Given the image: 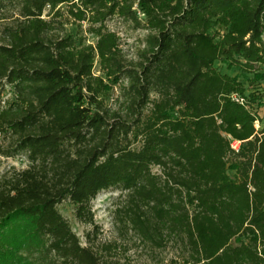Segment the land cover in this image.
<instances>
[{
	"label": "trees",
	"instance_id": "obj_1",
	"mask_svg": "<svg viewBox=\"0 0 264 264\" xmlns=\"http://www.w3.org/2000/svg\"><path fill=\"white\" fill-rule=\"evenodd\" d=\"M113 18L147 31L136 63ZM70 21L95 44H76ZM0 23V166L28 164L0 176V264H114L57 210L94 230L90 203L109 189L126 198L123 226L181 244L186 264H264V128L250 111L262 104L264 120L263 97L214 67L264 78V0H0ZM117 85L120 113L101 101Z\"/></svg>",
	"mask_w": 264,
	"mask_h": 264
},
{
	"label": "rangeland",
	"instance_id": "obj_2",
	"mask_svg": "<svg viewBox=\"0 0 264 264\" xmlns=\"http://www.w3.org/2000/svg\"><path fill=\"white\" fill-rule=\"evenodd\" d=\"M68 23L65 25V32L75 39L76 44L83 46L95 44L96 38L88 33L89 26L87 23L79 24L72 21ZM0 24L2 25V23ZM106 27L119 36L124 59L136 63L140 59V53L144 48L143 41L147 31L143 29L135 30L131 24L118 18L107 21ZM214 67L222 74L240 81L246 89V94L258 93L264 98V78H254L253 73L241 71L238 67L223 61L215 62ZM256 70L257 73L264 75V66H256ZM94 74L105 78L97 63L94 67ZM121 84L124 86L126 82L122 81ZM121 88L122 86L119 85L113 86L107 94L101 97L103 106L110 112H124L126 102H124ZM11 96V92L7 89L4 99ZM155 98L156 95L152 94L151 99L154 100ZM263 98L261 103H264ZM250 111L259 117V122L255 123V129L260 132L264 128V120H260L263 117L262 104L253 106ZM148 113V109L145 110L144 114L148 115ZM139 147L138 142L131 145L133 149ZM27 165L24 154H19L11 159H3L0 166V176L10 167L19 170L24 169ZM152 173L159 174L158 168L152 167ZM229 175L233 177V172L229 171ZM125 202L126 198L124 194L120 193L119 189L100 192L90 203L94 223L97 227L94 230L92 226L77 222L74 217V208L68 202L59 205L57 210L66 219L82 246L85 245V235L88 232L93 233L92 239L98 246L102 257L114 264H186L184 262L186 253L181 244L169 239L165 246L159 248L141 241L133 231L123 226L119 218L116 217L115 210L123 207ZM242 241H244V238H235L231 241V245L238 246Z\"/></svg>",
	"mask_w": 264,
	"mask_h": 264
},
{
	"label": "built area",
	"instance_id": "obj_3",
	"mask_svg": "<svg viewBox=\"0 0 264 264\" xmlns=\"http://www.w3.org/2000/svg\"><path fill=\"white\" fill-rule=\"evenodd\" d=\"M233 100H235V101H237V102H241V100L237 99L236 97H233ZM239 146H240V143H239V142L231 141V143H230V147H231V149H232L234 152H238V150H239Z\"/></svg>",
	"mask_w": 264,
	"mask_h": 264
}]
</instances>
